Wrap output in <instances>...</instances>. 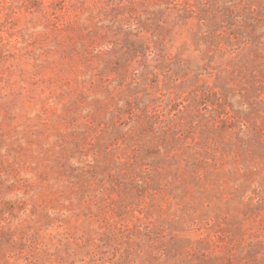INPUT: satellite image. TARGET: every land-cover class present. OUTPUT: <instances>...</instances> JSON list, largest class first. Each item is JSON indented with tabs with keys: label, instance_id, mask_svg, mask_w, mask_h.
<instances>
[{
	"label": "rangeland",
	"instance_id": "1",
	"mask_svg": "<svg viewBox=\"0 0 264 264\" xmlns=\"http://www.w3.org/2000/svg\"><path fill=\"white\" fill-rule=\"evenodd\" d=\"M0 264H264V0H0Z\"/></svg>",
	"mask_w": 264,
	"mask_h": 264
}]
</instances>
